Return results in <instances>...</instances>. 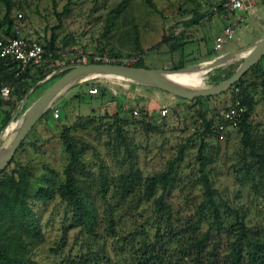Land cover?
<instances>
[{"label":"rangeland","instance_id":"rangeland-1","mask_svg":"<svg viewBox=\"0 0 264 264\" xmlns=\"http://www.w3.org/2000/svg\"><path fill=\"white\" fill-rule=\"evenodd\" d=\"M122 1L12 0L13 25L20 29L21 35L45 43L54 35L58 55L38 63L44 67V73L37 71L30 77L44 76L36 82L31 79V87L46 76H52L29 93L13 119L22 114L35 94H41L75 64L72 58L76 52L113 54L127 64L139 58L146 67L173 68L181 57L190 56L192 60H187L190 63L186 65L195 64L219 52L240 48L264 33L262 0H255L234 13L232 20L237 24L234 36L219 50L214 48V39L222 31L224 21H229L218 9L219 0H127L124 9L117 12ZM18 12L22 17L17 16ZM240 18L243 20L239 21ZM182 30L180 37L177 34ZM3 31L4 25H1L0 33ZM182 41L186 42L184 55L171 51V44ZM241 61L242 58H235L208 71L177 79L186 84L211 85L215 80L224 79ZM262 66L264 70V59ZM243 77L245 91L254 105L248 118L251 138L256 151L264 153V74L260 76L249 69ZM93 86L98 88L95 94L89 93ZM138 86L149 93L137 92ZM233 96L229 88L225 93L184 101L165 90L111 77H95L74 85L47 111L45 119L35 123L7 168V172H15L16 176L22 172L29 180L24 183L28 193L25 217L30 216L31 223L25 221L24 227L16 225L20 217L15 213L0 220L1 228L4 232L11 230L22 234L28 264H61L68 254H78L88 248L103 249L115 264L127 263L134 258L133 251L139 249V244L130 249L124 237L141 228L153 237L159 223L154 212V198L161 189L155 196L139 200L141 183L146 177L165 171L181 146L183 157L175 161L174 180L164 192V201L173 220L194 213L202 199L199 147L203 141V170L216 189L221 209L225 210V203L238 209L245 222L262 234L264 172L259 170L251 149L244 145L242 132L237 127L204 134L205 119L218 115L231 104ZM164 104L168 112L162 118L158 111ZM55 106L60 116L52 120ZM140 107L154 110L146 122L130 112L131 108ZM5 114L0 108V128ZM48 123L57 127L51 128ZM16 125L14 122L9 127L8 134ZM2 131L0 129V133ZM64 131L80 152V160L73 171L77 187L95 208V235H89L80 225H71L73 210L61 193L65 182L64 167L69 160L61 135ZM125 173L133 176L136 185L135 191L128 195L121 194L118 181ZM42 190L46 192L42 194ZM223 214L225 226L219 231L213 229L208 240V248L217 249L222 262L238 230L236 225L233 227L232 217H227L234 215L228 211ZM112 224L114 231L110 229ZM206 228L204 225V230ZM164 232L162 225L161 233ZM177 244L167 241L168 248ZM140 253L138 251V255Z\"/></svg>","mask_w":264,"mask_h":264},{"label":"trees","instance_id":"trees-1","mask_svg":"<svg viewBox=\"0 0 264 264\" xmlns=\"http://www.w3.org/2000/svg\"><path fill=\"white\" fill-rule=\"evenodd\" d=\"M126 2L127 0H123L116 11H122ZM13 6L12 0H0V26L4 25V31L0 33V38L7 39L13 36L15 33L13 29V19L11 17ZM1 7L4 8L3 12L1 11ZM218 9L221 10L220 5H218ZM183 32L184 31L182 30L177 35L181 37ZM37 41L43 44L44 47L42 60L49 58L55 59L58 57L56 54L57 49L55 47L54 35H51L47 43L40 40ZM185 43V41H182L171 44V51L174 52L176 50H180V55H184V47L186 45ZM94 53L87 54L92 55ZM97 53L103 54L102 52ZM109 55L114 58L111 63L127 64L117 55ZM180 59L181 60L179 62L173 65V68H179L190 63L187 60L191 59V57L187 56L183 59L181 57ZM263 59L264 55L257 63L251 66L250 71L262 76L264 74L262 66ZM39 62L31 63L26 69L20 71L17 74V72L20 70L19 61L12 56L0 57V87L4 85H11L13 88L11 96L15 95L14 98L10 97L9 99L0 100V108H4L3 111L6 113L3 118L4 123L0 128L1 130L4 129L18 103L23 99L26 92L33 84L29 81L33 79V81L36 82L44 76L43 74L36 79L30 77L33 76L37 71V73H44V67L42 64H38ZM91 62L102 63L99 60L96 61L90 59L88 63ZM129 65L144 66L139 58L136 59V61L129 63ZM233 72L234 71H228V75L225 78L230 76ZM219 81L221 80H215L213 84ZM46 88L47 87H45L43 90ZM229 88H232V93L234 94L231 104L234 103L236 97H239L242 103L246 106V111L240 118L237 127H239V130L243 134L244 145L251 149L250 153L256 158L259 170L264 172V153L256 151L249 129L248 118L254 109V105L252 103V97L245 91L244 77L242 76ZM262 89L264 91V78L262 81ZM39 94L40 93L35 94L32 98V101L36 99ZM177 97L184 101H189L188 99L179 96ZM197 99L203 98L197 97ZM165 105L167 106V104L162 106ZM26 107L27 106H25L23 110ZM122 107L126 108L125 105H122ZM227 107L223 108L222 110L226 109ZM54 108H56V106ZM133 109L134 108L130 109L131 113ZM138 109V115L140 116L141 122H146L147 116H152V114H154V110L152 109L145 107H140ZM221 111L216 116H220ZM158 113L160 114V110ZM132 116L138 117L135 115ZM162 118H164V116ZM41 119H45V116L39 120ZM51 119L55 120L53 116H51ZM212 120L213 118L205 119L204 134L210 133L209 126ZM48 124L51 128L57 127L53 124ZM146 127H149V125ZM63 128L65 129V127ZM61 135L66 144V150L69 153L68 163L64 167L65 182L62 186L61 193L63 197L69 201L73 210V222H71V225H80L82 228L86 229V232L89 233V235H95L97 225V215L95 208L92 202H90L85 197L84 193H82L77 187L76 177L73 171V166L80 160V152L76 149L72 140L67 136L65 131L62 132ZM182 151L183 146L180 147V151L175 160H172L168 163V168L165 171L148 176L141 183V187L139 188L141 191L139 200L144 197H153L156 195L158 190L161 189V193L154 198V212L156 213L159 223L153 234V237L150 236L149 231L145 228L131 231L128 234V237L127 235L124 237L127 238L130 249H133L136 244H139L138 247L140 250L134 249V258L127 263L122 262V264H264V231L262 234H260L259 231L251 228L247 222H245L238 209H235L226 203L224 204L225 210L221 209V204L216 196V189L212 186L211 180L203 170L205 166L203 141H201L199 147V158L201 160L200 169L202 170L200 175V183L202 185V199L196 206L194 213H192L190 216L181 218V220L179 218L173 220L172 216H170L169 207L164 201V192L171 187V182L174 180L176 169L175 161L181 160L183 157ZM13 159L14 155L10 163L0 173V220L6 219L7 216L17 213L19 214L20 218L18 219L16 225L24 227L25 221H29L30 223L32 221L30 216L25 217L28 193L24 183H29V180L22 172H18L20 178L19 176L15 175V172H7V168L11 165ZM132 179L133 176L130 173L121 174L119 176L118 181L121 194L128 195L135 191L136 185L133 183ZM45 192L46 190L41 191L42 194ZM226 211L234 215L227 217H232L234 221L233 227L236 225L238 230L236 237L231 241L228 251L224 255L222 262L217 249L214 247L211 249L208 248V240L213 229L219 231L225 226V216H223V213ZM110 222L112 223L113 220L110 219ZM174 224H178V226L174 227ZM112 225L113 226L110 227V229H113L114 231V224ZM162 225H164V233H161ZM204 225H207L206 230H204ZM1 227L2 225L0 223V264H28V256L25 255L22 234L20 232L11 230L4 232L3 228ZM167 241H175L178 244L173 248H168ZM138 251H141L139 255ZM61 264L115 263H113L110 258H108L103 249L96 250L94 248H88L87 251L80 252L78 254H68L61 260Z\"/></svg>","mask_w":264,"mask_h":264},{"label":"water","instance_id":"water-1","mask_svg":"<svg viewBox=\"0 0 264 264\" xmlns=\"http://www.w3.org/2000/svg\"><path fill=\"white\" fill-rule=\"evenodd\" d=\"M263 55L264 33L240 48L221 53L208 60L179 68H153L106 62L79 63L71 65V68L55 79L24 109L22 114L17 117L16 120H19L20 122L10 140L4 143L2 135L8 124L13 120L22 104L26 101L29 93L40 83L50 78L52 76V74H50L28 89L25 96L16 107L11 117V121L5 125L3 131L0 133V173L10 163L14 152L35 123L47 113V111L68 89L80 82L95 77L118 78L165 90L176 96L191 100L197 97H208L225 92L232 84L237 82L245 74V72L251 68V66L257 63ZM239 57L242 58V61L239 63L234 72L227 78L215 84L209 85L201 83L198 85H189L182 83L171 76V74L175 72L195 70L208 71L213 67Z\"/></svg>","mask_w":264,"mask_h":264},{"label":"built area","instance_id":"built-area-1","mask_svg":"<svg viewBox=\"0 0 264 264\" xmlns=\"http://www.w3.org/2000/svg\"><path fill=\"white\" fill-rule=\"evenodd\" d=\"M252 1L253 0H219L218 5L221 6L224 16L229 18V21L222 27V31L216 35L214 39L215 49L219 50L226 40L233 38L235 23L231 20V16ZM17 16L22 17V13L18 12ZM13 29L15 32L13 36L7 39L0 38V57L12 56L17 59L20 63V70L17 72L18 74L20 71L26 69L31 63H37L42 60L44 47L39 41L21 35L20 29L17 26H14ZM72 59L75 60V64L88 63L90 59L106 63H111L114 60V58L108 54L94 53L89 55L85 52H76ZM12 89L11 85L0 87V98L11 95ZM97 92V86L89 88V93L95 94ZM245 111L246 106L242 103L239 97H236L233 104H230L226 109L221 111L220 116L213 118L209 126L210 132L217 134L230 128H236ZM167 112L168 107L162 106L159 115L162 117L166 116ZM132 113L137 116L139 114V109L134 108ZM52 116L55 119L60 116V110L58 107L53 109Z\"/></svg>","mask_w":264,"mask_h":264},{"label":"bare ground","instance_id":"bare-ground-1","mask_svg":"<svg viewBox=\"0 0 264 264\" xmlns=\"http://www.w3.org/2000/svg\"><path fill=\"white\" fill-rule=\"evenodd\" d=\"M204 63H207V62H204ZM204 63H203V64H204ZM202 71H203V70H202ZM195 72H199V71L195 70V71L175 72V73L171 74V76H172L173 78L177 79V78L180 77V76L189 75V74H192V73H195ZM177 80H178V79H177ZM178 81H179V80H178ZM180 82H181V81H180ZM182 83H184V82H182ZM185 84H186V83H185ZM189 85H198V83H195V84H189ZM14 122H17V125H16L15 128H14V129L8 134L9 127H11V125H12ZM19 122H20V121H19V120H16V118H15V119H13V120L8 124L6 130L3 132V135H2V138H3L4 143H6L8 140H10V138H11L12 135L14 134V132H15V130H16V128H17ZM7 134H8V135H7Z\"/></svg>","mask_w":264,"mask_h":264},{"label":"crops","instance_id":"crops-1","mask_svg":"<svg viewBox=\"0 0 264 264\" xmlns=\"http://www.w3.org/2000/svg\"><path fill=\"white\" fill-rule=\"evenodd\" d=\"M262 1H263V0H262ZM254 2H255V0H253V1L250 2V3H254ZM247 5H248V4H247ZM247 5H246L245 7H248ZM240 13L243 14L242 12H240ZM232 16H234V15H232ZM232 16H231V20H232ZM228 17H229V16H228ZM224 18L226 19L227 17L224 16ZM241 20H243V19L240 18L239 21H241ZM237 21H238V19H237ZM227 22H228V21H224V24H222V25L224 26ZM236 25H237V24H236ZM236 25H235V26H236ZM223 26H222V27H223ZM235 26H234V27H235ZM222 27H221V29H222ZM261 35H262V34H261ZM259 36H260V35L255 36V37H253V38L255 39V38L259 37ZM254 39H253V40H254ZM249 43H250V42H249ZM247 44H248V43H247ZM185 46H186V45H185ZM184 50H185V47H184ZM231 50H233V49H228V50H225V51H222V52H219V53L221 54V53H225V52H228V51H231ZM175 52H176V53H177V52L179 53L180 50H176ZM199 72H202V71H199ZM195 73H197V72H195ZM142 87H143V86H138V87H136L135 90H136L137 92H140V93H142V94L147 95L149 92H148V91H145ZM3 109H4V108H2V110H3Z\"/></svg>","mask_w":264,"mask_h":264}]
</instances>
